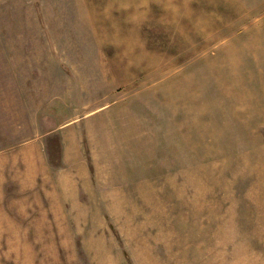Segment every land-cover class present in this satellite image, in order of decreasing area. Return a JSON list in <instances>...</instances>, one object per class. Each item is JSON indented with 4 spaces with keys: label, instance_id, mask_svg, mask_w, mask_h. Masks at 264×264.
I'll list each match as a JSON object with an SVG mask.
<instances>
[{
    "label": "rangeland",
    "instance_id": "374dc122",
    "mask_svg": "<svg viewBox=\"0 0 264 264\" xmlns=\"http://www.w3.org/2000/svg\"><path fill=\"white\" fill-rule=\"evenodd\" d=\"M0 264H264V0H0Z\"/></svg>",
    "mask_w": 264,
    "mask_h": 264
}]
</instances>
